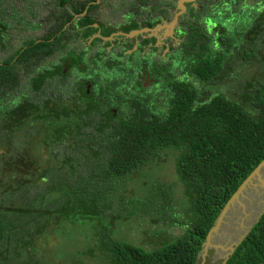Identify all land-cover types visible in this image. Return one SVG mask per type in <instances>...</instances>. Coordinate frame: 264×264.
Instances as JSON below:
<instances>
[{
    "label": "trees",
    "instance_id": "1",
    "mask_svg": "<svg viewBox=\"0 0 264 264\" xmlns=\"http://www.w3.org/2000/svg\"><path fill=\"white\" fill-rule=\"evenodd\" d=\"M15 1L0 0V45L11 22L25 19L40 2L18 0L24 5L20 15ZM56 1L65 10L52 16L46 36L29 37L0 64V147L7 145L9 155L0 166V264H197L221 210L264 160V8L220 2L219 15L208 10L213 22L202 26L191 9L182 16L183 40L174 59L144 67L142 79L145 69L157 82L151 91L133 83L137 93L131 95L123 83L129 80L103 87L92 75L95 61L89 67L85 52L69 49L73 29H84L83 39L98 28L103 37L116 32L96 17H80L97 0ZM141 7L122 28L125 33L138 29L139 16L152 27L168 15ZM95 9L91 5L89 12ZM119 62L109 57L104 64L116 73L123 71ZM176 64L180 75L169 68ZM21 65L26 86L8 99ZM76 71L81 76L74 81ZM127 77L132 80L131 73ZM168 82V100L153 99L154 90ZM34 141L48 148L45 163L40 145L37 157L25 154ZM166 157L173 161L174 182L144 180L127 201L121 185ZM176 215L188 225L159 248L130 240L131 224L137 231L144 227L151 240L162 235V220L182 226ZM51 237L64 246L40 242ZM225 264H264V213Z\"/></svg>",
    "mask_w": 264,
    "mask_h": 264
},
{
    "label": "rangeland",
    "instance_id": "2",
    "mask_svg": "<svg viewBox=\"0 0 264 264\" xmlns=\"http://www.w3.org/2000/svg\"><path fill=\"white\" fill-rule=\"evenodd\" d=\"M39 1L40 2L36 4V7L31 2L30 5L35 7V9H33L34 11L31 12L30 15L25 16V19L20 18V17L15 18V22L14 21L11 22L12 26L9 27L8 31H6L5 34H3L4 36L1 39V45H0V64H2L3 61H5L10 55H13L17 50L22 48L29 37L36 39V38H40V37L42 38L43 36H46L47 30L51 28L50 24L53 20L52 16L55 17L65 10L64 7L58 6V3L56 0H39ZM145 1L148 2L147 5L138 3V0H112L113 3L118 4L116 8L113 9L112 11L94 10L92 13L96 15V18L99 15L98 19L100 21L103 20L106 22H111L114 25H118L123 21L122 15L129 13V11H130V15L129 17H126V19H128L129 21L133 18L134 12L137 11V5H142L141 11L145 12L148 8H151V6L155 7L156 9H159V8L163 9L165 7H171L170 3L173 0H145ZM244 1L239 0L238 2H234L231 4H235L236 7L237 5L238 7H240L244 3ZM220 2H223V3L226 2V4H229L230 0H198V1L193 2L194 4L189 6V8L193 10L192 13L194 16H196V21H199V25L202 26V22L204 20H205L204 24L205 23L208 24V20H211L209 17L210 15L209 14L206 15L208 10L212 9L211 15H219V12H218L219 8H217V6L220 5ZM187 3L191 4V2H187ZM245 4L251 5L260 11L264 8V0H246ZM14 5H16L19 14L24 15V12H23L24 5L21 4V2L18 0L14 2ZM191 9L189 13L191 12ZM7 12L9 13V11ZM175 12L173 11L172 13L169 14V16L172 17L175 14ZM171 17H169V19ZM32 19L36 20V22H43V25H41L40 27H36V28L32 27L28 23V21ZM242 21H245V20H242ZM182 22L183 23L185 22L184 18H182ZM210 22H213V20H211ZM121 24H123V22ZM139 26L142 27V24H140ZM209 26L211 27L212 24H210ZM228 26L232 27L231 25H228ZM176 29L178 30V28ZM73 30L71 31V33H69L71 35L70 40H69L70 42L69 49H71L72 51L76 53L85 52L83 56V62L84 64L88 63L89 67H91L90 65H92L91 62L95 61L96 68L94 70V74L90 73L92 71V68L90 70L88 68V71H89V75L92 74L99 81L98 84L100 83L104 87V84L106 86L107 84L108 86H111L114 81L115 83H118L116 81L121 80L123 82L124 80H129L127 82H123L125 85V88L127 87L126 89L127 91L130 92L131 95H134L135 93H137L134 87L131 88V86L134 85L132 80L129 77H127L128 72L131 69V66L129 65V61L125 63V66L123 65V68H122L123 71L120 69V71L114 73L110 68H107V66L104 64L106 63V60H107L106 57H105V60L103 61L102 54H103V51L105 50L103 46H107V45L106 44L101 45V42H95L94 38H90V37L81 40L79 36L77 35L78 38H76L75 35H73V33L75 34ZM165 31L163 29V32L159 31L157 33H153L154 35H151L152 33L146 32L145 37L153 36L155 37L154 39L158 41V42L156 41L157 47H155L157 51L149 54L150 56H146L145 52L141 50L138 51L136 54L137 59L136 57L135 58L133 57L134 62H135L134 66L136 68L137 67L140 68L138 66V62L140 65H143V66L144 65L151 66V65H155L156 63L161 64V65L165 63H169L170 61L174 59V53H173L174 51H171V52L169 51V46H171V43L167 42L166 39L165 40L162 39V37H164L162 34H165L167 36V33H165ZM107 41L108 40H106L105 42ZM162 42H167V43L162 44ZM98 46L103 47V50H101L102 52L99 53L97 56L93 57V53ZM128 53L130 52H126V54ZM109 55L110 54H105V56H108V57ZM92 58H95V59H92ZM116 58H117L116 56H113L112 61H115ZM163 61L164 63H162ZM161 65H158V66L156 65V67L160 68L159 66ZM39 67L44 68V66L42 67V64H40ZM169 68L171 69V73H177L178 75H180L179 74L180 71L176 72L177 68H179V70L181 69L178 64L174 66L171 65ZM19 71H21V68L19 69ZM247 72H250V71H247ZM78 73H79L78 71L73 72L72 76L75 79H77L80 74ZM140 75H142V77ZM250 75L251 73L248 74V76ZM173 76H176V75H173ZM27 78L28 77L26 76V73L23 70L19 72V82L17 83V86L19 88L16 87L14 88V91H10L8 95V99L12 98L13 95L15 96V98H18L19 95H21L22 91H20V88H24L26 86ZM137 78L140 81V83L144 82L142 79L143 78L142 69L141 71L139 70L138 72H136L135 78L133 80H137ZM161 82H163V80H161ZM169 84L170 82H168V84L165 85L162 89L158 86V89L154 90L153 99L158 98L160 101L166 102L171 94L169 87H168ZM144 86L149 88L150 91L154 87L151 84L148 87L147 83ZM95 92L97 91L95 90ZM123 92H124V89H123ZM4 93H7V91H5ZM231 95L232 96L234 95L232 91H231ZM1 120L2 122H4L3 119ZM4 125L6 126V124ZM2 131L3 130L0 127V133H2ZM32 139L36 140V138H32ZM34 144H36L37 147ZM19 145H21L22 147H25L24 143H20ZM39 145L42 146L40 150L43 154V161L45 163L47 160V156H48L46 152L48 148L44 144H41V142L34 141L32 144H30V148L28 152H26L25 154H27L28 157L30 158L37 157V151H38L37 148ZM6 148H7V145L5 148L0 147V166L7 160L9 156L8 149ZM156 163L157 164L159 163V164L157 165ZM156 163H154L151 167L150 165L147 166V169L143 171L141 169L140 172H142V174L139 172V174L136 177H133L126 184L121 185L120 190L122 189L124 192V195L127 194L129 196L126 198L127 201L132 200L130 196H132L131 192L133 189L140 190V191L142 190L141 186L139 185L143 183L144 180L155 182L154 180L160 179V180H163V182L167 183L168 185L174 182V177H173L174 170H173V164H172L173 161L171 160V158L166 157L164 162L161 161V163L160 162H156ZM29 164H30L29 162H26L25 165H29ZM4 183H5L4 181H1L0 185L3 186ZM127 207H131V205H128ZM146 210H148V214H150L149 209L146 208ZM169 212L173 213V210L171 209ZM263 213H264V169L262 170L259 178H256L252 182V184L243 192L241 196H239L238 200L235 201L233 206L227 212L226 217L224 218V220L222 221L221 225L219 226L217 230V233L214 234V237L212 239L213 245L208 248V252L206 253L204 262L202 261V252H201L200 257H199L200 260L198 263L224 264L225 257L228 254L232 253V251L237 247V244L250 232L254 224L259 220V218L261 217ZM181 217L182 216L176 215V217H174V220L177 221V224L182 223L183 224L182 226H179V225L171 226L165 222L166 220H162L160 223L161 227H159L162 230V235L160 236L159 235L160 233H157V237L155 236L151 240L148 235L142 234V231L145 230L144 227H142V229H140L139 227H136L140 230V231H137L135 230L133 224H131L132 231H130L129 233L130 235L129 238L132 242H135L137 244H140L141 242H143V244L149 245L150 248L148 249L159 248L165 240L171 239V237L173 236H179L183 234L184 229L182 227L187 226L188 222L183 220ZM40 242H42L43 245H47L49 247L59 246V244H62V246H64V242L62 241V239L55 238V237H51L49 239H43Z\"/></svg>",
    "mask_w": 264,
    "mask_h": 264
},
{
    "label": "flooded vegetation",
    "instance_id": "3",
    "mask_svg": "<svg viewBox=\"0 0 264 264\" xmlns=\"http://www.w3.org/2000/svg\"><path fill=\"white\" fill-rule=\"evenodd\" d=\"M179 1L180 0H175L174 2H173V4H170V6L171 7H165V8H163V10H165V12H167L168 13V15L170 14V13H172L173 11H178L179 10ZM96 2V1H95ZM93 3V1H89V3L87 4V7L86 8H88V12L85 14V15H90V16H92L93 14H92V12L94 11V10H91L90 12H89V10L91 9V5H97V9H95V10H109V11H112L113 9H115L116 8V6L118 5V4H116V3H113L112 2V0H99V2L98 3H96V4H92ZM244 3H245V1H244ZM194 3H191V4H187V6L189 7V6H191V5H193ZM235 7H232L231 6V10L233 11V9H234ZM172 9H173V11H172ZM130 12V11H129ZM129 15H130V13H126V14H123L122 15V22H123V24H118V25H116V27L114 26V24L113 23H111V22H106V21H103V20H99L98 19V16H97V20H98V24H100V25H102V26H106V27H114V28H116L117 30H116V32H114L113 34H117L115 37V39L114 40H116L117 38L119 39L120 38V34L121 33H123V34H129V32L128 33H125L123 30H122V28L123 27H125L126 25H128L129 24V21H128V19H126V17H129ZM164 15V14H163ZM168 15H166V19H167V16ZM174 16V15H173ZM172 16V17H173ZM78 17V16H77ZM77 17H75V18H77ZM82 17H84V16H82ZM164 17H165V15H164ZM172 17L170 18V19H172ZM74 18V19H75ZM138 19H139V21H138V25H140V24H142V27H138V30H139V28H145V27H150L149 26V21H147V19L144 17V16H139L138 17ZM169 19V18H168ZM153 21H156V20H153ZM161 22L160 23H163V21H165V20H163V19H161L160 20ZM74 22V21H73ZM126 24H125V23ZM128 22V23H127ZM181 23H182V16L180 17V19H179V26H180V28H179V30H177L176 28H177V26H174L175 27V29L176 30H174L173 31V34L171 35V37H169V38H167L166 40H167V42H169V43H171V46H169V51L171 52V51H174V52H177L178 50H177V48H178V46L181 44V42H182V31H181ZM159 24V23H158ZM158 24H155L154 26H152V27H155L156 25H158ZM83 30L84 29H81V28H77V30H74V32H75V34L78 32L79 34H78V36H79V38L81 39V40H83V38L81 37V35H82V33H83ZM98 32L100 33L101 32V30L98 28V30L96 31V33H94L90 38H94L97 34H98ZM180 32V33H179ZM74 34V33H73ZM101 34V33H100ZM130 34H131V32H130ZM77 35V34H76ZM140 37H139V39H135V37L133 36V37H130V36H128V39L127 38H125V41L123 42V44H122V46H113L112 48H111V41H107V42H105L103 39H101V45H104V44H108V46H103L104 48H105V50L103 51V53H104V55L105 54H111V55H113V56H116L117 58H116V61H120L119 63H122L124 66H125V63L126 62H128L129 61V65L131 66V69L129 70V72L128 73H131V77H132V82L135 84V86H137V85H139V86H141V88L142 89H146L147 87L146 86H144V85H146V83L148 84V87H149V85L151 84V85H153V86H155V83L157 82V78L154 76V77H151L150 76V74H149V71L148 70H145L144 69V71L146 72V74H145V77H144V82H142V83H139L140 81L138 80V78H137V80H133L134 78H135V74H136V72H138L139 70L141 71V69H143L144 67H146L145 65L143 66V65H140L139 64V62H138V66L140 67V68H136L135 66H134V58L136 57V54H137V52L138 51H143V52H145V55L146 56H150L149 54H151L152 52H156L157 50H156V48L155 47H157L156 45H157V40L156 39H154V41H153V43L152 42H149V43H147V44H144L145 43V40H151V39H149V37H145V33L144 34H140L139 35ZM76 38H78L77 36H76ZM70 39V38H69ZM96 39H98V37H95L94 38V41H96ZM157 41V42H156ZM167 42H162V44H166ZM113 43V42H112ZM152 43V44H151ZM69 45H70V42H69ZM152 45V46H151ZM128 46H132V48L131 49H128L129 47ZM103 47H100V46H98L96 49H95V51H94V53H93V57L94 56H97L99 53H101L102 51L101 50H103ZM125 47V48H124ZM111 48V49H110ZM127 48V49H126ZM142 48V49H141ZM125 49V50H124ZM126 52H130V53H128V54H126ZM134 53V58L132 59L131 57H130V55L131 54H133ZM110 57V56H109ZM108 56H106V59L108 60V58H109ZM136 59H137V57H136ZM115 61V62H116ZM143 66V67H142ZM153 65H151V67H152ZM20 68H21V71L23 70L26 74H27V68H25V67H23L22 65L20 66ZM135 68V69H134ZM150 69H152V68H150ZM149 69V70H150ZM21 71H19V72H21ZM79 74V73H78ZM77 74V75H78ZM141 77H142V75H140ZM79 77H80V74H79ZM78 77V78H79ZM90 77V76H89ZM72 78L74 79V81L76 80L73 76H72ZM77 78V79H78ZM87 79H88V77H87ZM131 79V78H130ZM87 82H91V80H89V81H87ZM133 86H131V88H132ZM23 90V88H20V91H22ZM24 90H26V88L24 89ZM21 94H22V92H21ZM109 111L113 114H116V111H117V109L116 108H111V109H109Z\"/></svg>",
    "mask_w": 264,
    "mask_h": 264
},
{
    "label": "water",
    "instance_id": "4",
    "mask_svg": "<svg viewBox=\"0 0 264 264\" xmlns=\"http://www.w3.org/2000/svg\"><path fill=\"white\" fill-rule=\"evenodd\" d=\"M197 0H180L179 1V5H180V10H184V2H195ZM99 0H97L96 2H93L92 4H96L98 3ZM88 12V8H86V10L84 11V13L82 15H80V17L82 16H85V14ZM180 13H177L175 16H174V19L172 20L171 23H169V25L171 26V28L175 25V23L178 21V19L180 18ZM77 18L74 19V21H76ZM164 26V23H159L158 25L155 26V28L157 27H162ZM147 30H152V28H145ZM140 30L136 29L134 31L131 32V34H135L137 32H139ZM130 33L129 34H123L124 36H130L131 35ZM117 34H112L110 35L109 37H103L99 32L98 34L95 36V37H98V38H101L103 39L104 41L106 40H112ZM94 37V38H95ZM90 87H91V84L90 82H87L86 84V90L87 92H89L90 90ZM264 169V160L257 166V168L248 176V178L241 184V186L237 189V191L233 194V196L229 199V201L226 203V205L223 207V209L221 210V213L220 215L218 216L214 226L211 228V230L209 231L207 237H206V240L205 242L203 243L202 245V261L204 262V259H205V256H206V253L208 252V248L210 246H212V239L214 237V234L217 233V230L219 228V226L221 225L222 221L224 220V218L226 217V214L227 212L230 210V208L233 206V204L235 203V201L238 200L239 196H241L243 194V192L252 184V182L256 179V178H259L262 170ZM243 240V239H242ZM241 240V241H242ZM240 241V242H241ZM239 242V243H240ZM239 243L237 244V246L239 245ZM235 251V249L232 251V253L228 254L226 257H225V260H224V264L228 261V259L230 258V256L233 254V252ZM197 264H202V263H197Z\"/></svg>",
    "mask_w": 264,
    "mask_h": 264
},
{
    "label": "crops",
    "instance_id": "5",
    "mask_svg": "<svg viewBox=\"0 0 264 264\" xmlns=\"http://www.w3.org/2000/svg\"><path fill=\"white\" fill-rule=\"evenodd\" d=\"M175 0H173V1H171V3L170 4H173V2H174ZM178 1V0H177ZM198 1V0H197ZM187 4H190V3H187V2H184V10H180V6H179V10L178 11H174L175 12V14H174V16L177 14V13H180L181 12V14H180V16H183V15H186L189 11H190V9L191 8H189L188 6H187ZM172 11H173V9H172ZM130 13V12H129ZM93 14V13H92ZM93 17H96V15L95 14H93L92 15ZM158 16H160V14H158ZM162 16V15H161ZM174 16L172 17V19H168L169 17H171V16H167V19H166V15H165V17H162L163 18V20H165V21H163V23H164V26H162V27H157V28H155V27H153L152 28V30H147V29H145V28H148V27H145V28H139V32H137V33H135V34H131L130 35V37H135V39H139V35L140 34H142V33H145L146 34V32H148V33H152L151 35H154L153 33H157V32H159V31H162L163 32V29H164V31H165V33H167V36L165 35V34H162L164 37H162V39L163 40H165V39H167V38H169V37H171V35L173 34V31L175 30V27L174 26H177V28H180V26H179V19H178V24H177V22L175 23V25L171 28V26L169 25V23H171L172 22V20L174 19ZM156 20H158L157 19V16H156ZM181 27H182V25H181ZM146 37H149V39H151L150 41H152V43H153V41H154V38L155 37H153V36H146ZM116 37H114L112 40H108V41H111V48L115 45V46H122V44H123V42L125 41V38H127L128 39V37L127 36H124L123 35V33H121L120 34V38L118 39H116V40H114ZM113 42V43H112ZM126 42V41H125ZM151 43V44H152ZM152 46V45H151ZM110 48V49H111ZM125 48V47H124ZM110 57H112L113 55H109Z\"/></svg>",
    "mask_w": 264,
    "mask_h": 264
},
{
    "label": "clouds",
    "instance_id": "6",
    "mask_svg": "<svg viewBox=\"0 0 264 264\" xmlns=\"http://www.w3.org/2000/svg\"><path fill=\"white\" fill-rule=\"evenodd\" d=\"M148 28H153V27H148ZM178 30H179V28H178ZM182 35V34H181ZM182 40H183V38H182ZM113 57V56H112ZM116 61V60H115ZM91 88V87H90Z\"/></svg>",
    "mask_w": 264,
    "mask_h": 264
}]
</instances>
